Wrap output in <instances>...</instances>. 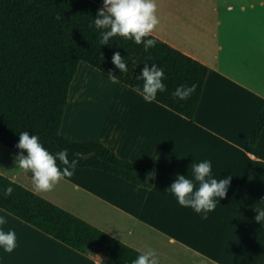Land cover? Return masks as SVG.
Wrapping results in <instances>:
<instances>
[{"label": "crops", "instance_id": "crops-1", "mask_svg": "<svg viewBox=\"0 0 264 264\" xmlns=\"http://www.w3.org/2000/svg\"><path fill=\"white\" fill-rule=\"evenodd\" d=\"M156 3L160 23L152 34L210 70L194 120L81 62L61 134L102 142L122 159L151 165L155 181L147 189L76 168L55 190L95 203V222L77 217L141 253L155 249L160 264H264V221L255 210L264 207V130L257 144L249 143L264 108V0ZM204 159L212 160L217 178L232 175L227 196L207 220L167 192L177 174L190 176L194 160ZM0 174L39 194L29 170L6 162ZM50 193L41 195L66 209ZM0 214L18 243L11 253L0 249V264H101L4 209Z\"/></svg>", "mask_w": 264, "mask_h": 264}, {"label": "trees", "instance_id": "trees-1", "mask_svg": "<svg viewBox=\"0 0 264 264\" xmlns=\"http://www.w3.org/2000/svg\"><path fill=\"white\" fill-rule=\"evenodd\" d=\"M103 6L92 0H0V143L16 151L19 133L40 136L51 152L69 149L77 168H90L118 176L150 189L156 169L118 157L99 141H76L61 134L70 86L81 62L135 89L144 64L165 70L167 91L153 101L194 120L209 68L190 55L153 35L155 47L145 51L131 39L113 37L101 45L93 18ZM119 51L128 62L120 72L112 63ZM196 84L186 100L173 97L179 85ZM264 130V108L249 143L257 144ZM84 155V156H81ZM59 163V161H58ZM32 176V174H31ZM11 185V195L0 194V208L35 226L101 264H131L141 252L94 227L37 193L0 174V190Z\"/></svg>", "mask_w": 264, "mask_h": 264}, {"label": "clouds", "instance_id": "clouds-1", "mask_svg": "<svg viewBox=\"0 0 264 264\" xmlns=\"http://www.w3.org/2000/svg\"><path fill=\"white\" fill-rule=\"evenodd\" d=\"M98 30V41L103 45H110L112 38L119 36L131 39L142 44L145 51L156 46L157 41L151 37L160 23L157 15L156 0H103V7L93 18ZM112 63L120 72L128 71V62L119 51L113 52ZM110 79L118 77L110 70ZM137 79L143 80V85L134 90L145 101L156 99L158 93L167 91L165 70L153 63H145ZM196 84L179 85L172 95L180 100L188 99L196 90ZM16 148L20 151L15 154L17 167L29 170L32 182L38 191H50L56 184L66 177L72 176L77 168L78 160L69 157V149L64 148L57 152L49 151L41 142L39 135L29 131L19 133ZM59 161V163H58ZM191 175L177 174L167 192L176 198L178 204L191 208L202 220H207L209 213L215 211L217 203L227 196L231 185L232 175L217 178L213 174L211 159L194 160L190 166ZM154 178V173H149ZM14 189L11 185L0 190L2 195H11ZM258 222L264 221V207L255 209ZM7 223L5 215L0 214V249L11 253L17 246V235L14 229H4ZM131 264H160V256L151 247L140 253Z\"/></svg>", "mask_w": 264, "mask_h": 264}, {"label": "rangeland", "instance_id": "rangeland-1", "mask_svg": "<svg viewBox=\"0 0 264 264\" xmlns=\"http://www.w3.org/2000/svg\"><path fill=\"white\" fill-rule=\"evenodd\" d=\"M72 94H74V90ZM73 105H74V102H73V97H72V100L70 103V112H72L73 110ZM8 151L9 150L6 147L0 144V165H3L4 163L8 162L13 165V168H15V170L16 169L22 170V168L17 167L16 160H15L16 153L14 155H10ZM56 186L51 190V193L48 194L47 196L55 195V197H52V196L51 197L55 200V202H58L59 204L60 203L63 204V206H65L66 208L65 210H67L68 212L70 211L73 212L72 214L76 216L78 215L82 219L85 218V219H88L90 222H95V203L91 201L87 202L86 200H82V202H79L78 198L81 199V197H78L77 195H74L71 193H66L63 189H61L62 190V196H61L60 191L55 190ZM45 192L48 193V191H39L40 196H42L43 194H46ZM76 194H79V193H76ZM83 198L87 199L86 197H83Z\"/></svg>", "mask_w": 264, "mask_h": 264}, {"label": "water", "instance_id": "water-1", "mask_svg": "<svg viewBox=\"0 0 264 264\" xmlns=\"http://www.w3.org/2000/svg\"><path fill=\"white\" fill-rule=\"evenodd\" d=\"M81 156H84V155H81Z\"/></svg>", "mask_w": 264, "mask_h": 264}]
</instances>
